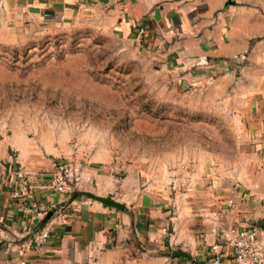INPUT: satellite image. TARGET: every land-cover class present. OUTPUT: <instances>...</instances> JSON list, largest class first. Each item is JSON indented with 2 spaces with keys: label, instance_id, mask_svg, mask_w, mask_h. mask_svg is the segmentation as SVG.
I'll use <instances>...</instances> for the list:
<instances>
[{
  "label": "crops",
  "instance_id": "0c3cea01",
  "mask_svg": "<svg viewBox=\"0 0 264 264\" xmlns=\"http://www.w3.org/2000/svg\"><path fill=\"white\" fill-rule=\"evenodd\" d=\"M230 1L0 0V34L85 16L135 39L181 85L206 84L227 95L253 152L202 189L171 190L134 174L118 180L96 158L94 166L78 162L90 181L76 190L109 196L124 205L118 209L73 196L75 190L55 193L49 175L64 156L14 127L0 136V264H17L16 245L41 231L48 238L32 247L26 264H206L215 254L231 260L222 236L231 225L256 226L264 250V43L260 15L244 0ZM186 180L193 185L198 176ZM231 186L237 192L228 207Z\"/></svg>",
  "mask_w": 264,
  "mask_h": 264
},
{
  "label": "rangeland",
  "instance_id": "374dc122",
  "mask_svg": "<svg viewBox=\"0 0 264 264\" xmlns=\"http://www.w3.org/2000/svg\"><path fill=\"white\" fill-rule=\"evenodd\" d=\"M243 5L260 15L264 43V0ZM215 90L181 85L138 41L85 16L0 34V136L18 127L118 180L202 189L249 160L230 98Z\"/></svg>",
  "mask_w": 264,
  "mask_h": 264
},
{
  "label": "built area",
  "instance_id": "2783aa9c",
  "mask_svg": "<svg viewBox=\"0 0 264 264\" xmlns=\"http://www.w3.org/2000/svg\"><path fill=\"white\" fill-rule=\"evenodd\" d=\"M142 32L143 29H140L138 34ZM88 181L90 177L84 175L82 164L64 159L54 162L53 170L49 175L50 188L57 194L71 193ZM236 192L235 186L228 188V197L225 200L228 207L234 205ZM12 196L19 197L20 190H15ZM48 235L47 231H41L34 239L18 243L14 249L17 264H26L32 247L46 240ZM222 236L231 248V260L223 259L219 254H215L206 264H264L263 243L258 238L256 226L231 225L222 231ZM217 246H212V249H216Z\"/></svg>",
  "mask_w": 264,
  "mask_h": 264
},
{
  "label": "water",
  "instance_id": "95a60500",
  "mask_svg": "<svg viewBox=\"0 0 264 264\" xmlns=\"http://www.w3.org/2000/svg\"><path fill=\"white\" fill-rule=\"evenodd\" d=\"M229 3H231L230 0H229ZM77 195L85 196L87 198H91L93 200L100 201L107 206H112V207H115L118 209H122L124 207V205L122 203L112 199L109 196H100V195H97V194L90 192V191H87V190H75L73 192V196H77ZM175 254L189 257V255L183 251H177V252H175Z\"/></svg>",
  "mask_w": 264,
  "mask_h": 264
}]
</instances>
